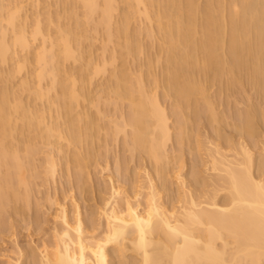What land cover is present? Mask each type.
<instances>
[{
	"label": "bare ground",
	"instance_id": "obj_1",
	"mask_svg": "<svg viewBox=\"0 0 264 264\" xmlns=\"http://www.w3.org/2000/svg\"><path fill=\"white\" fill-rule=\"evenodd\" d=\"M79 1L86 8L87 20L90 18L92 19L93 15H96V11L102 7L101 12L99 11L101 18H99L100 20L98 19L99 22L96 21L97 24L94 26L98 28L99 23H102L104 26L110 28V30L108 29V41H111L110 38L112 37L111 31L113 26H110V23H113L111 21H113L112 19L115 17L114 13L119 4H116L118 1ZM124 1L134 10V13L143 15L142 17L145 16L150 25V30L148 32H150L153 39H155V37L157 38L159 35L162 36V38L160 37L162 40L160 47H162L161 52H163L162 49H164L166 53L164 57V62L166 63H163L165 65V67L163 65L165 70L162 74V80H159V78L155 80L156 85L154 84V87H152L154 89L155 86L158 87L162 85L165 90H168V92L166 91L167 95H170L169 92H171V95L176 97L177 111H181L180 113L182 116V118L179 119L181 123L179 120V123L177 122V124L181 125V130L178 132L181 133V141H183L187 135L189 136V134L185 135L184 133V126L187 122H185L187 114L183 111L184 107H186L185 105L189 104V106H191L192 104L195 106L192 102V95L200 92L204 94L203 98H205L207 92L204 89L205 87L203 88L201 81L199 82V80L196 79L195 73H197L196 70H198V67L201 69H199L200 71L203 70L202 72H205L204 74H208L209 76L215 75L216 77H218L219 74H223L224 72L227 74L226 72L230 71L231 75L228 74V76L230 75L231 77L229 76L230 81L227 82L229 84L228 86H230L231 81L235 84V81L241 77L239 76L237 78L238 74L240 75L243 72V68L247 67L249 68V72L251 69V80L257 84L256 86L258 88H262L264 91V0H228V2L225 0H218L217 3L215 2L217 0H206L207 2L204 1L206 2L204 5L198 3L196 0H168L167 4L164 3L163 0ZM161 1L164 6V8H162L163 10H161V6H159ZM224 3H228V7L227 5L224 6ZM156 4H159L158 8L161 12L157 8L158 12L155 14L152 13V9ZM165 4L167 5L166 7ZM24 7L23 4L15 0H10L6 4L5 0L4 2L0 0V63H6L8 61L7 64H11L10 62L15 58L16 61L19 58L18 56H14L16 46H20L23 50L28 49L32 44L30 43L29 36L31 37L33 35L35 38H37L38 35L39 37L42 36L41 46L33 55L36 59L35 62L38 64V72L36 75L38 76L37 81H39V86L34 89V92H31L32 88L29 90L26 88H29L31 85V81H28L29 79L23 81L24 84L22 85L24 87L26 86L25 88L29 91V94L35 93L36 96L41 97L40 99L44 96L49 97L51 104H56L59 117L62 116L65 118V127H62L63 125L60 126L59 123H52L51 125V121L49 124L45 125L44 123L48 120H46L47 115H44L46 113H39V110H37L38 108L36 107V109L35 106L33 107L34 104L31 105V103H28L32 102L29 98H27L26 101V99L24 100L21 97L23 94L18 93L19 90L16 91L10 85L8 88L6 84L2 85L5 87L4 91L2 90L3 92L1 91L0 93V210L4 206H7L11 200H17L21 198L22 195V198L28 197L29 180L27 181V177L24 173L28 169H26L27 166H33L31 165L32 160L29 158L35 150L31 146L26 147L25 145L26 155L22 156L23 153L21 154L20 152H22L21 148L23 145L22 147L19 146L20 148L15 147V144H12L9 140L10 138L13 139V136L18 133H14L18 130H15L18 126V124H16L17 119L14 118L16 115V118H19L22 122L24 121L21 123L23 125L26 124V128L32 127L29 129L35 131V133L37 130L38 136L44 134L42 138L47 136L50 137V135L51 137L56 136L59 141L60 138L66 139L69 145L73 144L72 146H76L85 140L86 145H88L95 137L92 132L96 126H94V116L85 111L87 108L83 110L81 107L80 110L83 111H78L80 106L77 105L80 103V96H90V92L88 94L85 86L77 88V69L75 70L77 76L74 75L75 73H69L71 76L74 75L71 78L68 72L65 71V73L67 72V75H65L66 77L63 75L61 79L59 78L63 74L60 70H65L62 69L63 62L70 59L74 60L75 57L78 59V57L81 56L79 52L78 56L76 55V50L80 43L76 29L58 24V36L56 38L54 37L55 39H50L48 41L50 44H48L47 37L49 38L50 35L47 34L48 32H44L47 28H42L43 25L40 24L42 21L39 17L35 18V25L32 27L33 29L31 31L32 35L29 33L27 28L28 14L26 15V13L23 12ZM199 16L201 21L197 20ZM164 17H166V19ZM51 18L49 17L48 20L50 21ZM126 18L127 17H125V19ZM162 18L166 21L163 22ZM94 19L92 21H94ZM122 19L123 20L120 19L122 22H118L119 27L117 26L118 30L116 27L117 32L115 35L118 34L119 38L121 36L123 38L126 37V40L125 42L124 40L122 42L119 41L121 43L119 44V48L122 49L124 47V53L130 55L132 53L135 54L136 51L138 53L140 51H138V49H140L142 45L137 44L136 39H132V34L130 35V33H128L130 36L127 34L128 29L126 27L128 26H126L127 23L124 22L127 19ZM153 19L157 22V24H155L158 29H156V32L154 28L155 25L152 23ZM198 21H200L201 25L198 24ZM77 24L79 25V21ZM224 29L227 30V32H225L227 35L226 38L224 37ZM73 44L77 46L74 47L76 49H73ZM122 44L124 45L122 46ZM120 45L122 47H120ZM118 50H116V53L118 52L119 54L120 50ZM113 52L115 53V50ZM81 53L83 54V52ZM114 53L110 55V63H113V61L114 63L116 62L117 54ZM121 53L124 55L122 50ZM118 56L120 57V54ZM28 57L26 56L24 60H27ZM105 58L104 64L107 63V61H105L107 59ZM25 62L26 61L23 63L24 65ZM89 62L92 64L91 60ZM104 64L102 65L103 67L97 65L92 68H94V71L97 73L100 69H105L106 66H104ZM13 65L14 64H12V66ZM20 68L21 66H19V69ZM13 70L15 72L14 68ZM239 70L242 72L240 73ZM72 71L75 72L74 70ZM14 72L11 71V74L13 73L12 76H15ZM113 72L112 75H114L115 78L112 77L115 79V82H112L114 83L112 84L111 81H109L111 84L108 86L112 85L113 87V89L110 87V91H114L117 99H119V97L129 99V114L125 117L124 113H121L119 117L120 121L115 117V119L111 121L114 123L115 132L118 133L120 130H126L125 127L130 126V148L132 150H144L147 155L151 156L157 162H160L166 156L164 155V151L169 139L171 140L172 137L170 114L166 111L165 105H162L161 100L158 99V94H153L154 92L152 93V91L149 93V89L143 86L145 85L142 83L143 75L141 76L140 73L137 76L135 75L137 78L139 76L138 81L135 78L137 85L136 82H133L135 87L137 86V88H135L137 90L135 91L134 86H131L133 84H128L130 80H128L129 78L127 79L124 69L119 72ZM47 75L50 76L51 84L47 86L49 89L45 87L44 89L47 90L43 91L41 81ZM9 76H11L10 73ZM3 78L4 83L8 81V78ZM235 78L237 79L235 80ZM78 80H80V78ZM0 81L2 80L0 79ZM34 83L36 84L38 82ZM58 84L61 85L60 89H57L59 92L51 96L49 92H51L52 89L56 90L55 87ZM32 85L31 87H33ZM129 87H132L134 91ZM10 88H13L15 91L13 90L12 93L9 90ZM21 89L23 90V88ZM207 96L208 95H206L207 101L205 100L206 109L211 111L212 117L220 121L222 116H218L216 110L214 111L215 105L213 106L212 101ZM47 97H45V99H47ZM51 104L49 105L51 106ZM75 107L77 108V112H74ZM116 108L118 111L117 106ZM35 111L38 112V114H36ZM117 111H115V113ZM121 111L122 110H120V112ZM242 114L245 117V121L244 125H239L241 126L239 128H241L243 132L251 135L253 133L252 131H254V128L257 126V121L255 122L257 117H254L256 112L253 114L251 109H247L245 110V114ZM188 115L190 116L189 113ZM197 115L199 116V114ZM57 122L58 121H55V123ZM179 125L177 126L178 128ZM22 129H24V127ZM20 130L19 125V131ZM22 140L24 141V139ZM18 141L20 142L21 140ZM19 142L16 144L18 145ZM24 142L27 143L26 140ZM216 142L215 145L210 141V145H214V150H212V146V149L208 148V154L212 151V155H209L211 157L209 159V161L211 160V169H213L212 172L216 173L214 175L216 177L213 176V179L212 177L210 178L213 181L212 189H209L211 192L208 190L209 193H195L192 186L198 183V179L195 177L194 180L188 182V177H185L181 173V170L177 173V177H179L181 181L178 195L180 201L182 200V205L178 208H169L160 201V189H158L156 177H154L152 173H148L147 176L149 179L147 181L148 183L146 182V188L148 190H146L147 192L145 191L147 200L144 208H141L142 204L139 200L133 202L131 196L121 198L118 188L114 187L111 197L106 201L105 207H103V215L107 226L104 232H101L99 235H94V233L88 234V231L86 232V226L78 207V211L77 213L75 212L76 215L73 221H71L72 219L69 218L67 208L62 204L60 205V212H58L62 226L58 233L56 231L57 237L55 236L56 240L54 239L55 241L53 242L54 248L52 246V249L51 246H49L52 243L44 244V242L42 244L43 246H41L42 248H40V256L37 263L111 264V251L109 245L115 244L118 253H125L126 249H131L134 253H137V256L139 255V257H137L139 259L136 258L135 261H133L134 259H125L126 261L124 260V264H264V176L252 172V166L254 164L253 151L246 143H241L239 146V154L242 156L237 155V157L228 158L229 154L227 153L226 155V151L223 153L221 151L223 148L219 147V144ZM90 145L89 143V146ZM62 146L59 147L60 149L57 146L56 153L57 150L60 154L63 152ZM64 152H66V149ZM88 152L89 150H87V153ZM53 153H55V149L49 152L46 158L45 171L46 174L50 176H53V174L55 175V171L57 170L56 165L58 164L55 158L57 157L55 155L56 153L54 154L55 156ZM65 154L63 158L66 157ZM73 158H75V161L78 160L79 166L82 165L81 168H78L79 171L82 172L80 169L84 167V161H82L83 157H80V153L77 151V154L74 153ZM60 159L61 158L58 160L60 161ZM184 164L185 163L182 162L179 167L183 169L185 166ZM80 172L79 176L83 173ZM22 185L26 187L27 194H25V196L23 193L19 192L20 186ZM219 191H226L228 199L220 201L216 198ZM2 211H0V217ZM20 255L22 254L20 253ZM21 257L23 256H17L15 262H13L14 260H10L7 264H11V262H13L12 264H23Z\"/></svg>",
	"mask_w": 264,
	"mask_h": 264
},
{
	"label": "rangeland",
	"instance_id": "obj_2",
	"mask_svg": "<svg viewBox=\"0 0 264 264\" xmlns=\"http://www.w3.org/2000/svg\"><path fill=\"white\" fill-rule=\"evenodd\" d=\"M8 1L10 0H5V4ZM15 1H18L25 6L23 8V12L26 13V15L28 14L27 28L31 35V31L33 29L32 27H34L35 25V18L39 17L41 19L42 23L40 24L43 25L42 28L46 27L48 29L47 30L45 28L47 31L44 30V32H48L47 34L50 35L49 38L47 37L48 44H50L48 42L50 39H53L54 37L56 38L58 36V24L70 26V28L73 27V29H76L78 33L77 35L79 36L78 38L81 41L79 40V47L74 46L73 44V49H76L74 47H77L79 50H76V55L78 56L79 52V55L81 56H79L78 59L75 57V59L73 58L74 60L70 59L63 62L62 69L65 70H60L63 74H60L61 76L59 75V78L61 79L63 75H67V72L68 74L75 73L74 75H76L75 70L77 69V88L85 86L88 94L90 92V96H80V103L79 105H77L80 106L78 111H83L85 110L84 108H87L85 111L88 114H92L94 116V126L96 125L94 129H96H93L92 131L95 137L92 139V142H89L91 144L90 146L88 141V145H86V140L81 142L82 144L79 143L76 146H72L73 144L69 145L66 139L64 140L60 138L59 141L56 136L51 137L50 135V137L47 136L42 138L44 134L42 136L41 134L40 136H38L37 130L35 133V131L30 130L32 127L26 128V124H22L24 121L22 122V120L16 118L17 115L14 117L15 119H17L16 124H18V126L16 125L17 127L15 126V130H18H16V132L14 133H18L13 136V139L10 138L9 140L12 144H15V147H22L23 145V147L21 148L22 152H20L21 154L23 153L22 156L26 155L25 145L26 147L31 146L35 151L29 158L32 160L31 165L33 166H27L26 169H28L27 171H25L26 174L24 173V175H26L27 177V181L29 180L28 197L22 198V195V197L17 200L13 198L14 200H11L9 204L6 203L7 206H4L5 208L3 207L0 210H3L0 217V264H7V262L10 260H14L13 262H15L17 256H23L21 257L23 264H38L37 261H39L38 259L40 256V248H42L41 246H43L42 244L44 242V244L52 243L49 246H51V248L53 246L54 248L53 242L56 240V231L58 233V231H60V227L62 226L60 222L61 218L58 216V212H60L59 209L61 208L60 205L62 204L67 208L69 218L72 219H70L71 221H73L78 211V207L81 211L82 219L86 226V232L88 231V234L94 233V235H99L101 232L103 233L107 226L105 217L103 215V207H105L106 201H108L111 197V193L114 187L118 188L121 198H124L125 196H131L133 202H137L139 200L142 204L141 208H144L147 200L146 190L148 189L146 187L148 183L147 181L149 179L147 176L148 173H152V175L156 177L155 179L158 183V189H160V201H162L165 206L169 208H178L180 207V205H182V200L180 201L178 195L180 191L181 181L179 180V177H177V173H179L181 170V173L185 177H188V182L194 180L195 177L198 179V183H195L192 186V189L195 193H209V189H212L213 185V176L216 174L215 172H212L213 169H211V160L209 161V159L211 158L210 156L212 155V151H210V154H208V150L211 148V146L212 148L214 147V145H210V141L212 142V144H215V142L217 141L216 143L219 144V147L223 148L224 150L221 151L223 153L226 151V155L227 153L229 154L228 158H233L237 157V155H241L239 154V146L241 143H246V145H248L253 151L252 153L254 164L252 166V172L254 174H261L264 176V91L262 88H258L256 86L257 84L253 80H251V69L250 72L249 68L247 67L243 68V72L239 70L240 73H242L240 75L238 74L237 78L239 76L241 77L238 79L235 78V80L237 79V82L234 80V84L231 81L230 86H228L229 84L227 82L230 81L231 77L230 71L226 72L227 74H225L224 72V75L219 74V76L216 77L215 75L209 76L208 74H204L205 72H202L203 70L200 71L201 69L198 67V70H200H196V72L198 73H195L196 79H198L199 82L201 81V83L203 84V88L205 87L204 89L207 92L205 91V98H203L204 94L200 92L192 95V99L195 101L194 102L192 100V102L195 106H193L192 104L191 106L193 107L189 106V104L185 105L186 107H184L183 111L186 112L188 120H185V122H187L184 126V133L185 135L189 134V136L187 135L185 139L181 141V133H178L181 130V125L177 124V122L179 123V119H181L182 116L180 113L181 111H177V101H175L177 100L175 99L176 97L174 95L172 96L171 92H169L170 95H167L168 90H165L162 85L158 87L155 86L156 90L155 88L153 89L155 80H158V78L160 80L163 77L162 74L165 70V68H163V63H166L164 62L166 53L164 52V49H162L164 53L161 52L162 47H160V44H162V40L160 39V37L162 38V36L159 35L157 38L155 37V39H153V37L150 35V32H148L150 30V25L145 16L142 17L143 15L134 13V10L126 3V1L117 0L118 2L116 1V4L119 3V7L117 6V13H114L115 17L113 16V21H111L113 23H110V26H113V29L111 28V41H108V32L110 28L104 26L102 23H99L98 28L94 26L97 24L96 21L99 22L98 19L101 18V6V9L99 8L98 11H96V15L94 14L93 18H90L91 20L88 19V21L86 18V8L79 0ZM167 1L168 0H166L165 2V0H163V2L166 4ZM196 1L204 5V3H206L207 1L215 0ZM225 1L228 2V0ZM163 2L161 1L162 5L158 4L159 6H161V10H163L162 8H164ZM215 2L217 3L218 0ZM166 4L165 7L167 6ZM227 4L228 3H224V6ZM158 5L156 4L157 7H153L152 13L156 14L158 12ZM49 17L53 18H51L52 21L51 19L50 21L48 20ZM125 17H127V20L125 19ZM122 18L126 20L124 22L127 23L126 26H128L126 27L128 29L127 34H132V39H136L137 44L142 45L141 47L139 46L140 49H138V51H140L138 53L136 51L135 54L137 55L133 53V55L124 53V47L122 49L119 48V44H121L119 41L122 42L124 40L125 42L126 40V37L123 38L121 36V39V37H118V34L115 35V33L117 32L116 27L120 22H122ZM164 18L166 19V17ZM164 18H162L163 22L166 21ZM93 19L94 21H92ZM154 19L152 22L154 23L153 25L157 24ZM77 20L79 21V25L77 24ZM197 20L201 21L200 16L199 18L197 17ZM200 21H198V24H200ZM18 22L20 24L19 20ZM156 26L157 25L154 26L155 32L157 29ZM225 32H227V30L224 31V37L226 38L227 35ZM40 37L39 35L37 38H35L33 35L31 37L29 36L31 41L30 43L32 44L28 49L23 50L20 46H16L17 49L15 48L16 52L14 53V56L19 57V60H16L19 63L15 61L16 58L13 59L14 62L12 60V62H10L9 60L11 64H7L8 61L6 63H0V68L3 69H0V77L2 76L0 78L2 80L0 81V93L2 90L4 91L5 86L2 85L6 84L7 88L10 85L16 91L19 90L20 92L18 91V93L23 94V96L21 94L20 95L24 100L26 99L27 101V98H29L32 102L28 103H31V105L34 104L33 107H37L38 109H36L39 110V113H46L44 115H47L46 120H48L46 123H44L45 125L49 124L51 121V125L52 123H59L60 126L63 125L62 127H65V118L62 116H60L61 118L59 117L58 111L56 109V104H51L49 97L44 96L42 97V99H40V96H36L35 93L29 94L28 91L32 88L31 92H34V89L39 86V81H37L38 76L36 75L38 72V64L37 62H35L36 59L33 55L34 52H36L41 46L42 36ZM123 45L124 44H122V46ZM122 46L120 45V47ZM118 49H121L123 51V54L127 55H122L120 50L119 57L118 52L116 53V50ZM114 50L117 54V59L115 63L114 61L113 63H110V55L114 53ZM80 51L83 52V54ZM26 56L28 57V59L24 60ZM103 57H106L105 59H107L105 60L107 61V63L105 64L103 63ZM90 60L92 64H90ZM24 61H26L25 65L23 64ZM88 62L91 66L88 64ZM12 64L14 65L12 66ZM103 64L104 66H106L104 69L105 71L100 69V71L96 73L94 71V68H92L93 66H102ZM19 66H21V68L23 69H19ZM6 68L10 70H7ZM13 68L15 69L16 73L14 72ZM71 68L75 72H73ZM123 69L127 76V79L129 78L128 80H130L128 83L129 85L133 84V82H136L137 85L139 76L138 78L136 76L139 75V73L141 76L143 75L142 83L145 84L143 86L149 89V93L150 91H152V93L154 92L153 94H158V99L161 100L162 105H165L164 107H166V111L170 114L172 137L171 140L169 139V142L167 143L164 151V155H166L167 157L165 156L164 159H162L160 162H157L151 156L147 155L144 150H132L130 148V126H126V130H120V132L118 131V133H116L114 123L111 122L115 118H118V120L120 121L119 117L121 113H124L125 117L129 114V99H123L120 97L119 99H117L114 91H110V87L113 89L112 85L108 86L112 82H115V76L112 75L114 73L113 71L119 72ZM69 70H71L72 72ZM11 71L14 72L15 76H12L13 73L11 74ZM65 71L67 72L65 73ZM9 73L11 76H9ZM70 74L69 76H71ZM228 74H230V77L228 76ZM74 75H72L71 78ZM3 77H5L6 79L8 78V81L4 83ZM79 78L80 80H78ZM135 78L137 79V81ZM26 79H29L28 81H31V85L34 84L32 85L33 87H31L30 85L29 88L25 86L28 90H26V88L22 85L24 84L23 81H26ZM109 81H111V83ZM34 82L38 83L35 84ZM41 82L43 84L42 85L40 83L43 91L49 89V87L47 88V86L51 84L50 76H45V78ZM59 85L60 84L55 87L56 90L50 88L52 89L51 92H49L51 93V96H54V94H57V92H59L58 90L61 87V85ZM131 86H134L135 91L137 90L135 89L137 88V86L135 87L134 84ZM45 87L47 89H44ZM13 88H10L9 90L12 92L14 90ZM21 88H23V90ZM130 89L132 90V87ZM53 91L56 93H54ZM206 95H208L207 97L212 101L213 106L215 105L214 111L216 110L218 116H222V119L224 120L221 119L219 121L215 119L214 117H212L211 111L206 109ZM87 96L90 98H88ZM45 97H47L48 101L47 99H45ZM49 104H51V106ZM116 106L118 107V111L116 110ZM76 107L74 109L75 111L73 110L74 112H77L78 107ZM81 107L83 110H80ZM247 109H251L253 114H255L256 112L254 117H257L255 120V122L257 121V126L255 127L256 129L254 128V131H252L253 133L251 135L243 132V130L239 128L244 125L245 117L242 113L245 114V110ZM120 110L122 111L120 112ZM115 111L117 112L115 113ZM195 111L197 112V114H199V116ZM38 112H36V114H38ZM187 112L190 114V116ZM117 113L119 114V116ZM55 121L58 122L55 123ZM17 122H19L20 124ZM19 125L21 129L20 131ZM178 125L179 128L177 127ZM23 127L24 129H22ZM22 139H24V141L26 140L27 143H25ZM18 140L21 141L19 142ZM17 142H19L18 145L16 144ZM59 144L60 146H62L63 144V152L66 149V152H64V154L66 153L65 156L67 158H63V152H61L60 154L58 153V150L57 153L59 156L57 155L56 148L57 146L58 148L60 147ZM53 149H55L56 154L53 153V155L55 154L57 156L55 158L57 159L58 164L56 165L57 170L55 171V175L53 174V176H50L46 174L45 171L46 158L47 154ZM87 150H89L91 154L89 152L87 153ZM212 150H214V148ZM77 151L80 153V157H83L82 161H84V164L82 161L81 163L84 165V167L83 169H80L83 173L78 169L79 167L81 168L82 165L79 166L78 160L75 161V158H73L74 153L77 154ZM59 158H61L60 161L58 160ZM67 159L69 162L67 161ZM182 162L185 163L183 169L179 167L181 166L180 164ZM78 171L82 173L83 176L81 174L79 176ZM211 177L212 179H210ZM139 191L141 192V195ZM19 192L23 193L25 196V194H27L26 187L23 185L20 186ZM227 197L228 194L226 191H219V194H217L216 196V198H218L220 201L228 199ZM109 248L111 251V264H124V262L128 259H134L133 261H135V259L139 257V255L137 256V253H134L131 249H126V254L124 252V254L120 252L118 253L117 246L115 244H110ZM20 253L22 255H20ZM13 262H11V264Z\"/></svg>",
	"mask_w": 264,
	"mask_h": 264
}]
</instances>
